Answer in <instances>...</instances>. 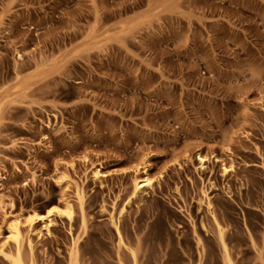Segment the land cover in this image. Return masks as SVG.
Returning <instances> with one entry per match:
<instances>
[{
  "label": "rangeland",
  "instance_id": "374dc122",
  "mask_svg": "<svg viewBox=\"0 0 264 264\" xmlns=\"http://www.w3.org/2000/svg\"><path fill=\"white\" fill-rule=\"evenodd\" d=\"M223 241L264 264V0H0V264H226Z\"/></svg>",
  "mask_w": 264,
  "mask_h": 264
},
{
  "label": "bare ground",
  "instance_id": "6f19581e",
  "mask_svg": "<svg viewBox=\"0 0 264 264\" xmlns=\"http://www.w3.org/2000/svg\"><path fill=\"white\" fill-rule=\"evenodd\" d=\"M60 178L62 179L63 182H67V175L64 171L60 170ZM152 183V178L149 175H146L143 178H140L139 180L136 181L135 183V190H138L139 188L146 186V185H151ZM63 203L65 205V207L68 209V211H66L67 209H65L66 212H61V214L65 213L66 215H68L69 217H71L72 214V206L71 203L68 200H63ZM60 210H62L60 208ZM55 213L54 207L49 208L46 213L44 214H33L30 216H34L29 222L30 224H32L34 221H43L44 224V228L49 229V225L53 222V219L51 218V216ZM21 218L18 216L16 217L10 224H9V237L10 239L13 241V243L15 244V246L18 249V253L20 251V247L22 244V240H23V234H22V230H21ZM221 238H222V231H221ZM223 239V238H222ZM29 245H31L29 243ZM223 245H224V250H225V255H226V264H233L229 254H228V250H227V246L225 244V242L223 241ZM4 246V245H3ZM3 246H0V251L4 252V248ZM15 262L17 264H23V262L21 261L20 258H18L17 260H15Z\"/></svg>",
  "mask_w": 264,
  "mask_h": 264
}]
</instances>
